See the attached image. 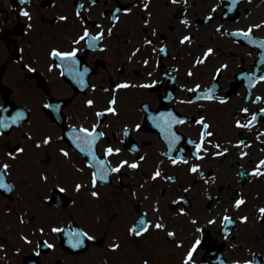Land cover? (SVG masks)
Here are the masks:
<instances>
[{"label": "flooded vegetation", "instance_id": "obj_1", "mask_svg": "<svg viewBox=\"0 0 264 264\" xmlns=\"http://www.w3.org/2000/svg\"><path fill=\"white\" fill-rule=\"evenodd\" d=\"M85 32L89 36L80 39ZM98 35L101 38L90 47L92 37ZM261 45L264 0H29L23 4L0 0V106L6 96L18 100L71 95L74 109L92 102L85 111H94V117L81 116L88 124L105 123L109 114L98 112L111 99L118 110L124 108L125 98H145V102H137L140 107L161 108L159 98L189 94L192 81L204 82L212 74L228 81L237 66L253 70L259 65L262 70ZM53 51L75 52V56L64 60L54 57ZM214 67H220L218 72H213ZM68 75L91 86L77 91V86L67 83ZM218 80L211 85L217 86ZM240 92L232 83L224 90L236 96ZM247 102L264 107V81L253 86ZM132 104L127 103L133 108ZM125 121L112 115L103 128L108 143L124 141L121 123ZM258 133L252 137L264 140ZM121 176L123 183L129 180ZM16 204L12 210H8L10 203L0 210V264H51L55 257L50 255L52 250L38 248L49 241L43 235L48 224H62V218L48 223L40 209L32 210L30 201L22 199ZM155 205L150 204V212ZM164 206L160 217L176 228L179 219H174L170 204ZM132 216L127 210L122 213L120 229L131 230ZM102 218L106 220L108 215ZM31 232L38 242L33 247L29 244ZM210 242L207 251H216L222 243L224 251L238 255V247L232 243L239 242L235 237L224 242L211 238ZM239 249L243 254L249 246L241 243ZM180 252L173 250L171 254L181 257ZM205 252L204 247L201 259H206Z\"/></svg>", "mask_w": 264, "mask_h": 264}, {"label": "snow or ice", "instance_id": "obj_2", "mask_svg": "<svg viewBox=\"0 0 264 264\" xmlns=\"http://www.w3.org/2000/svg\"><path fill=\"white\" fill-rule=\"evenodd\" d=\"M174 2H175V0H174ZM22 15L27 16L28 13H27V12H23ZM248 35H249V33H244V36H245V37H247ZM88 36H89V33H88V32H85V33H84V36H82L80 39H85V38L88 37ZM100 38H101V37H100L99 35L96 36V37H92V40H91V43L89 44V46H90V47L93 46V45L95 44V41L99 40ZM187 39H188V37H185V40H187ZM183 42H184V41H181V43H183ZM261 46L264 47V45H261ZM52 55H53L54 57H60L61 59H64V60H69V59H71L72 57L75 56V52H72V53H70V54H63V55H62V54L59 53V52H55V51H53ZM121 87H128V85H121ZM209 98H211V97H209ZM89 103H91V101H89ZM245 111H246V110H245ZM98 115H100V114L98 113ZM21 118H22V114H18V116L16 117V119H14V120L12 121V123H16V121L19 120V119H21ZM255 119H256V117L253 116V120H255ZM179 123H183V121H179ZM198 123H202V121H198ZM238 126L247 127L248 125H238ZM0 127H7V125H5V124H3V123H0ZM204 127H205V129H206L208 126L205 124ZM81 132H85L86 135H87L88 137H93V136H94V133L87 132V130H84V129H82ZM101 135H102V134H101ZM203 135H204V134H202V136H203ZM208 135H210V133H208ZM48 142H49L48 140H45V141H44V143H48ZM38 146H39V145H38ZM199 150H200V146H197V151H199ZM21 151H22V150H21ZM107 153H108V154H111V153H112V149H108V150H107ZM65 155H67V153H65ZM173 163H176V161H173ZM261 166H264V161L261 162V165H258V168L261 167ZM130 167H131V168H136L137 165H136V164H131ZM6 168H7V165H5V169H6ZM112 171H114V172H119V171H120V168L117 167V168H115V169H112ZM191 171H192V172H197L198 169H197L196 167H193V168L191 169ZM253 174H261V175H264V173H253ZM159 175H160V173H159V171H157V172L155 173V176H154L153 178H155L156 176H159ZM101 179H103V177H101ZM93 183L95 184V176H94ZM77 187L79 188L80 186H77ZM0 188L6 189V190H8V188H9L8 185H6V184L3 183V176H2V175H0ZM92 195H93V196H96L97 193L93 192ZM242 203H243V201H238L236 206L239 207V205L242 204ZM261 212L264 213V209H262ZM226 219H227V218H226ZM143 223H144L143 221H140V224H141V225H143ZM155 227H156V228H161L162 225H160V224H156ZM147 230H148V229H147V226H144V227H142V228L140 229V231H137V232H136V235H141L143 232H145V231H147ZM56 231H60V230H59V229H53V232H56ZM77 235H78L77 233H73V236H77ZM169 235H172V234L169 233ZM89 239H91V237H89ZM80 243H81V241L78 239V240H77V245H79ZM48 247H51V245H48ZM193 251H194V249H193ZM191 255H192V252L190 251V252H189V259L191 258ZM186 264H187V261H186Z\"/></svg>", "mask_w": 264, "mask_h": 264}]
</instances>
